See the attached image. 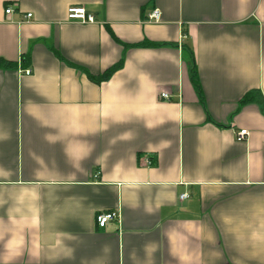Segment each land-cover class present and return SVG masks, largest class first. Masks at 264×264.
Instances as JSON below:
<instances>
[{
	"label": "crops",
	"instance_id": "obj_1",
	"mask_svg": "<svg viewBox=\"0 0 264 264\" xmlns=\"http://www.w3.org/2000/svg\"><path fill=\"white\" fill-rule=\"evenodd\" d=\"M0 59V264H264V0H0Z\"/></svg>",
	"mask_w": 264,
	"mask_h": 264
},
{
	"label": "built area",
	"instance_id": "obj_2",
	"mask_svg": "<svg viewBox=\"0 0 264 264\" xmlns=\"http://www.w3.org/2000/svg\"><path fill=\"white\" fill-rule=\"evenodd\" d=\"M12 12V8L7 6L5 8V14H9ZM160 11L159 9H154L148 14V19L151 21H159L160 19ZM32 13H27L26 18H30ZM67 17L68 19L78 20L83 23L85 22H94L95 18L92 14L87 13L85 8L82 6H70L67 9ZM25 74H30L31 70L29 68L24 69L23 71ZM159 96L163 99H169L170 95L166 91H162L159 93ZM248 131L247 129H239L235 132V138L237 140H245L247 138ZM144 164L149 166L151 165L152 161L148 158H144ZM181 198H187L188 194L183 193L180 196ZM119 218V213L115 210H107V211H100L96 214L95 220L99 227H104L109 221L117 220Z\"/></svg>",
	"mask_w": 264,
	"mask_h": 264
},
{
	"label": "trees",
	"instance_id": "obj_3",
	"mask_svg": "<svg viewBox=\"0 0 264 264\" xmlns=\"http://www.w3.org/2000/svg\"><path fill=\"white\" fill-rule=\"evenodd\" d=\"M150 45H156V43H152V42H149V41H143V42H140V43H136V44H133V45H130V46H150ZM126 46H129V45H126ZM185 60H187L189 62V64L191 65V70L193 71L194 73V70H195V66L193 65V57H192V53L191 52H188V53H185V56H184ZM15 64L13 62H10V61H5V60H2L0 59V66H3V67H11V66H14ZM123 65V57H121V59L115 63L114 65L106 68L105 70H103L101 73L99 74H96V75H93V74H88L89 78L92 79L93 81L95 82H101V81H104V80H107L111 77V75L119 70ZM253 92H250L248 94H246L243 99L241 100L242 103H245V102H250V101H256L257 103H259L260 107H261V110L263 111L264 113V101L262 99H255ZM260 94V93H258Z\"/></svg>",
	"mask_w": 264,
	"mask_h": 264
}]
</instances>
